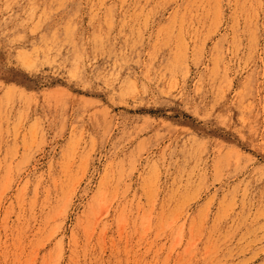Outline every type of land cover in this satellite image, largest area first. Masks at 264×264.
I'll return each mask as SVG.
<instances>
[{
	"label": "rangeland",
	"instance_id": "374dc122",
	"mask_svg": "<svg viewBox=\"0 0 264 264\" xmlns=\"http://www.w3.org/2000/svg\"><path fill=\"white\" fill-rule=\"evenodd\" d=\"M0 264H264V0H0Z\"/></svg>",
	"mask_w": 264,
	"mask_h": 264
}]
</instances>
